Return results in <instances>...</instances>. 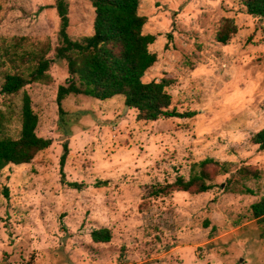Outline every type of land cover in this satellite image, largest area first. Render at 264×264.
<instances>
[{"label": "rangeland", "instance_id": "374dc122", "mask_svg": "<svg viewBox=\"0 0 264 264\" xmlns=\"http://www.w3.org/2000/svg\"><path fill=\"white\" fill-rule=\"evenodd\" d=\"M66 2L69 37L91 35L89 0ZM55 4L0 0V55L6 39L26 37L49 39L54 57ZM138 12L147 18L143 33L155 36L149 51L157 58L142 81L167 79L169 109L195 115L137 121L122 96H69L61 122L56 92L68 74L56 61L49 83L22 90L38 116L36 134L52 144L30 164L0 172V264H264V218L250 209L264 197V149L251 142L264 129V20L248 15L240 0H140ZM225 19L237 31L221 44ZM6 70L0 56V87ZM20 105L21 93H0L12 138ZM206 158L228 167L212 190L154 193L187 179L191 165ZM73 182L82 188L68 186ZM101 228L110 231L108 243L91 239Z\"/></svg>", "mask_w": 264, "mask_h": 264}, {"label": "trees", "instance_id": "16d2710c", "mask_svg": "<svg viewBox=\"0 0 264 264\" xmlns=\"http://www.w3.org/2000/svg\"><path fill=\"white\" fill-rule=\"evenodd\" d=\"M248 15L264 20V0H240ZM93 8L92 34L78 40L69 37L68 5L66 0H56L59 17L57 33L58 46L54 57H50L52 45L49 39L31 41L26 37L6 39L1 51V61L8 66L4 71L0 93L16 96L21 93L19 111L20 130L16 138L7 134L10 115L0 109V172L7 166L30 164L43 150L49 148L52 139L36 134L38 116L31 106L30 96L22 91L33 83H49V71L56 61H64L68 77L64 85L57 88L56 104L59 118L64 122L66 112L63 101L69 96H85L98 101L123 97V104L136 111V120L153 122L162 118H191L195 112L180 113L171 106V95L167 92L170 81L162 79L143 82L145 73L155 64L157 58L149 51L155 36L144 34L147 18L139 14L140 0H89ZM216 35V41L226 44L237 27L232 20L225 19ZM251 142L264 149V129L251 137ZM61 169L68 155V143L62 145ZM213 167L210 171L209 167ZM227 165L206 158L191 165V175L185 179L178 176L172 183L160 186L154 193L166 195L170 192L203 194L213 189V179L220 173H227ZM248 175L246 169L242 170ZM101 182L100 184H105ZM72 188L82 185L68 183ZM248 192L247 190H245ZM253 218H264V197L250 207ZM94 243H108L110 231L105 228L93 230Z\"/></svg>", "mask_w": 264, "mask_h": 264}]
</instances>
